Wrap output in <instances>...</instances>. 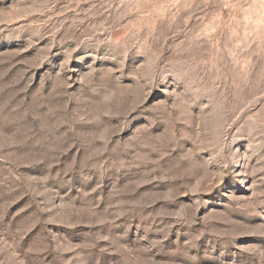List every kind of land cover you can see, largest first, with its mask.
I'll list each match as a JSON object with an SVG mask.
<instances>
[{
    "label": "rangeland",
    "instance_id": "1",
    "mask_svg": "<svg viewBox=\"0 0 264 264\" xmlns=\"http://www.w3.org/2000/svg\"><path fill=\"white\" fill-rule=\"evenodd\" d=\"M0 264H264V0H0Z\"/></svg>",
    "mask_w": 264,
    "mask_h": 264
}]
</instances>
